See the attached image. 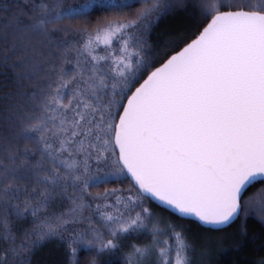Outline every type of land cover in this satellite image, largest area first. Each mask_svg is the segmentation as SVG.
I'll return each mask as SVG.
<instances>
[{"label":"snow or ice","instance_id":"6c2138e0","mask_svg":"<svg viewBox=\"0 0 264 264\" xmlns=\"http://www.w3.org/2000/svg\"><path fill=\"white\" fill-rule=\"evenodd\" d=\"M0 70V264H197L172 216L264 222V0H0Z\"/></svg>","mask_w":264,"mask_h":264},{"label":"trees","instance_id":"16d2710c","mask_svg":"<svg viewBox=\"0 0 264 264\" xmlns=\"http://www.w3.org/2000/svg\"><path fill=\"white\" fill-rule=\"evenodd\" d=\"M84 0H66V3L77 5ZM195 12V8L189 7L187 11H177L165 17L156 27L153 39L167 38L169 33L177 30L184 31L190 27V17ZM105 14V10L97 8L92 15L99 16ZM11 73L0 70V115H3L9 101L5 99L11 91ZM264 189V184L256 183L249 189V195L258 193ZM157 212H162L165 216L170 213L164 208L153 205ZM172 219L183 225L191 238L197 244V254L201 244H208L212 249V254L202 257L199 254L198 261L204 264H264V222L255 216L248 218L241 217L229 228L215 231L204 228L199 223L191 219H180L174 215ZM244 228V234L240 230ZM67 258L66 249L62 242L51 240L45 242L33 256V264H65ZM197 258V257H196ZM116 257L111 256L104 264H115Z\"/></svg>","mask_w":264,"mask_h":264},{"label":"water","instance_id":"95a60500","mask_svg":"<svg viewBox=\"0 0 264 264\" xmlns=\"http://www.w3.org/2000/svg\"><path fill=\"white\" fill-rule=\"evenodd\" d=\"M258 183V182H257ZM255 185V184H254ZM158 203V202H157ZM161 208H163V207H161ZM177 216H179L178 214H177ZM184 219H191V220H193V221H195V222H197V223H199L194 217L193 218H184ZM238 221V220H237ZM236 222V221H235ZM234 222V223H235ZM234 223H232L231 225H233ZM200 224V223H199ZM230 225V226H231ZM230 226H220V227H218V228H211V230H215V231H220V230H224V229H227V228H229ZM204 228H207V229H210L208 226H203Z\"/></svg>","mask_w":264,"mask_h":264},{"label":"rangeland","instance_id":"374dc122","mask_svg":"<svg viewBox=\"0 0 264 264\" xmlns=\"http://www.w3.org/2000/svg\"><path fill=\"white\" fill-rule=\"evenodd\" d=\"M80 4V2L78 1L77 2V5H79ZM111 256H109V255H104V256H102L100 259H101V264H104L107 260H109V258H110ZM197 258H196V261H197V264H204L203 263V261H198L197 259L199 258V253L197 254V256H196Z\"/></svg>","mask_w":264,"mask_h":264}]
</instances>
